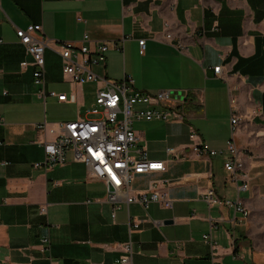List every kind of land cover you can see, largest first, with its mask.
I'll return each mask as SVG.
<instances>
[{
  "label": "crops",
  "instance_id": "obj_1",
  "mask_svg": "<svg viewBox=\"0 0 264 264\" xmlns=\"http://www.w3.org/2000/svg\"><path fill=\"white\" fill-rule=\"evenodd\" d=\"M31 25L57 41L82 44L89 34V44L108 43L105 64L94 68L98 75L131 77L149 94L190 93L184 120L132 123L165 169L136 175L131 191L161 182L173 208L128 204L124 197L111 203L108 184L72 150L62 164L36 166L46 158L42 142L54 138L38 125L87 116L76 108L86 105L85 85L95 82L72 84L62 58L47 49V90L66 92L70 101H44L33 58L17 36V28ZM0 37L1 264H120L128 241L132 264H264V0H0ZM23 61L30 65L23 68ZM65 82L69 91L60 88ZM231 139L245 162L236 180L225 155L191 148L205 142L222 150ZM209 188L233 205L209 206L202 198ZM237 202L249 216L237 213ZM131 219L141 221L133 232ZM207 234L218 246L216 263ZM46 235L50 250L42 245Z\"/></svg>",
  "mask_w": 264,
  "mask_h": 264
},
{
  "label": "built area",
  "instance_id": "obj_2",
  "mask_svg": "<svg viewBox=\"0 0 264 264\" xmlns=\"http://www.w3.org/2000/svg\"><path fill=\"white\" fill-rule=\"evenodd\" d=\"M17 36L33 58L31 63L35 67L33 75L36 84L40 86L38 94L44 101L48 96L57 98L59 102L70 101L66 92L47 90L45 56L47 49H51L62 58L63 73L72 84L98 83L96 97L87 110V116L52 125L47 122L38 125L41 132L46 135L50 132L54 138L46 137L42 142L46 158L36 166L50 168L62 164L66 161L67 151L72 150L75 160L85 162L94 178L104 180L113 187V191L108 193V200L111 203L117 204L120 198L124 197L128 204L138 202L149 207L151 203H159L163 208H173L174 201L167 192L159 189L161 182H153L148 190L141 193L134 194L131 191V182L136 175L165 169L163 161L150 157L143 138L134 130L132 123L135 117L146 120H184L186 117L184 109L191 101L190 93L161 91L149 94L138 90L131 77L126 76L117 81L109 79L106 75H98L94 68L105 64L109 45L106 42L89 44L91 42L89 34H85L82 44L63 42L46 36L41 25H31L26 29L17 28ZM167 37L172 38V34L168 33ZM3 42L0 37V44ZM140 45L141 51L144 52L146 40H140ZM29 65L28 61L22 62L23 68ZM220 69L221 66L216 67L215 72L219 73ZM258 114H263L262 110ZM239 122L240 117L234 113L233 132ZM191 148L198 155L209 157L225 155L227 158L225 167L235 180L245 169L241 151L234 139L229 140L226 148L222 150L214 149L205 142H196ZM168 152L175 153L176 149L168 148ZM202 198L209 206L224 203L233 205V202L222 200L213 188L206 190ZM234 205L237 213L249 216V211L242 202ZM41 212L47 214V206H43ZM129 226L130 231L133 232L140 228L141 221L131 219ZM204 239L212 246L213 262H218L217 243L213 241L211 234L205 235ZM50 242L49 236L42 237V245L45 249L50 250ZM122 248L120 264H132L134 253L132 241L122 244ZM52 260L53 264H61Z\"/></svg>",
  "mask_w": 264,
  "mask_h": 264
},
{
  "label": "rangeland",
  "instance_id": "obj_3",
  "mask_svg": "<svg viewBox=\"0 0 264 264\" xmlns=\"http://www.w3.org/2000/svg\"><path fill=\"white\" fill-rule=\"evenodd\" d=\"M109 77L111 79H113L112 76H109ZM96 85H98V83H96V82L94 84L85 85L84 93H85V96H86V99H87L86 100L87 103H86V105L84 107H81V108L77 107L76 108V112H79V110H81L80 112L84 115L87 112V110L90 108L91 103H92V101L94 99V96H93V94H94V86H96ZM60 88L63 91H69L70 90L69 83L68 82L62 83Z\"/></svg>",
  "mask_w": 264,
  "mask_h": 264
},
{
  "label": "water",
  "instance_id": "obj_4",
  "mask_svg": "<svg viewBox=\"0 0 264 264\" xmlns=\"http://www.w3.org/2000/svg\"><path fill=\"white\" fill-rule=\"evenodd\" d=\"M109 191H113V187L109 184Z\"/></svg>",
  "mask_w": 264,
  "mask_h": 264
}]
</instances>
